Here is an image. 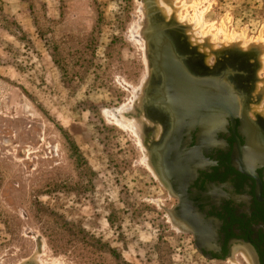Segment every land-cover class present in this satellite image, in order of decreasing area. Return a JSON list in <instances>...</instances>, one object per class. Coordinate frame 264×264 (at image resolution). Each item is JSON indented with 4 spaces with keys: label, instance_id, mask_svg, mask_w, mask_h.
Wrapping results in <instances>:
<instances>
[{
    "label": "rangeland",
    "instance_id": "obj_1",
    "mask_svg": "<svg viewBox=\"0 0 264 264\" xmlns=\"http://www.w3.org/2000/svg\"><path fill=\"white\" fill-rule=\"evenodd\" d=\"M149 4L204 67L244 61L238 100L264 118V0H0V264H252L199 255L147 119L140 138L113 115L139 110Z\"/></svg>",
    "mask_w": 264,
    "mask_h": 264
},
{
    "label": "flooded vegetation",
    "instance_id": "obj_2",
    "mask_svg": "<svg viewBox=\"0 0 264 264\" xmlns=\"http://www.w3.org/2000/svg\"><path fill=\"white\" fill-rule=\"evenodd\" d=\"M196 62L208 70L194 57L189 64ZM190 109L172 113L171 129L155 113L149 116L154 126L147 127L152 147L162 155L159 178L176 202L171 214L192 235L201 257L225 262L245 253L252 264H264V142L256 140L264 128L247 117L245 105L231 112L232 119L223 114L226 107L219 123L214 117L201 123L200 114ZM155 123L163 125L158 139Z\"/></svg>",
    "mask_w": 264,
    "mask_h": 264
},
{
    "label": "water",
    "instance_id": "obj_3",
    "mask_svg": "<svg viewBox=\"0 0 264 264\" xmlns=\"http://www.w3.org/2000/svg\"><path fill=\"white\" fill-rule=\"evenodd\" d=\"M148 8H151V4H149ZM147 16V24L145 27V29H148L147 35L148 31H150L149 33H154L153 35L158 33L162 36V42L159 44H155L153 38H151L150 42L152 52L155 51L162 62L155 64L156 61L153 63L150 57L149 59L154 69L159 66L160 69L158 72L164 78L167 91H170L171 94L176 96L181 95L182 97L180 96V100L177 101H180L179 103L184 108H194L196 110L195 112H198L201 116V123L203 121L207 122V119L213 117L217 118L222 114V111H227L226 107L227 109L229 108L230 118L235 117L236 115H232L231 112L236 109V100L234 97L236 98L238 93L232 88L229 78L230 76L238 78L235 70L229 68L231 70L230 73L223 69L222 74L218 77H200L193 74L187 66V63L192 58L186 54H180L181 51H184L182 48L185 46L179 32L180 30L177 27L175 29V27L162 23L163 18L158 12H154L153 16L148 13ZM154 17L157 18V21ZM156 24L160 26L161 30H157L159 27L157 28ZM32 263L29 261L26 264Z\"/></svg>",
    "mask_w": 264,
    "mask_h": 264
},
{
    "label": "bare ground",
    "instance_id": "obj_4",
    "mask_svg": "<svg viewBox=\"0 0 264 264\" xmlns=\"http://www.w3.org/2000/svg\"><path fill=\"white\" fill-rule=\"evenodd\" d=\"M178 1V0H177ZM160 2L162 3V0H160ZM162 5V4H161ZM175 5V4H174ZM163 7H164V4L162 5ZM162 7V8H163ZM166 8V7H165ZM142 10V9H141ZM149 15H151V16H153L154 15V12H153V7H151V8H149ZM169 10H170V8H169ZM178 10H180V9H178ZM177 11V10H176ZM168 12V11H167ZM166 12V13H167ZM179 15V14H178ZM201 16H202V14H201ZM178 17V16H177ZM179 17H180V15H179ZM178 17V18H179ZM202 18V17H201ZM154 19H156V21H157V18H155L154 17ZM184 21V20H183ZM183 21H181V22H183ZM193 22V21H192ZM197 22V21H196ZM197 24V23H196ZM157 25V24H156ZM200 26H201V24H199ZM194 27H195V24L193 25ZM151 27V26H150ZM159 27V28H158ZM163 27V26H162ZM161 27V28H162ZM193 27V28H194ZM202 27L203 26H201V28L199 29V30H195L194 29V31L191 29V33H194L195 32V34L196 33H200L199 31H201V29H202ZM157 30H161L160 29V26L159 25H157ZM227 29V28H226ZM147 30L148 29H146V33H145V35H146V37H147V40H148V44H149V57L152 59V61H153V63H155L154 61H156V63L155 64H160L159 62H162V61H160V59H159V55H157L156 53H155V51L154 52H152V48H151V38H153V40H154V42H155V44H159L160 42H162V36L160 35V34H155V35H153L154 33H149L150 31H148V35H147ZM151 30V29H150ZM210 32V31H209ZM220 34V33H219ZM208 36V35H207ZM192 38H194L193 36H192ZM213 37H211V36H209V39H212ZM244 38V37H243ZM194 39H196V38H194ZM202 39V38H201ZM201 39H200V41H201ZM238 39V38H237ZM150 40V41H149ZM197 40V39H196ZM203 40V39H202ZM215 40V39H214ZM235 40V39H234ZM199 41V40H198ZM199 41V42H200ZM228 41V40H227ZM262 41V40H261ZM260 41V42H261ZM237 42V41H236ZM241 42H243V41H241ZM152 43H153V41H152ZM241 44V43H240ZM260 44H263V42H261ZM264 46V45H263ZM264 49V47H262V50ZM184 51H181V53L180 54H184L185 53V49H183ZM263 52H264V50H263ZM159 54V53H158ZM264 56V55H263ZM262 59V58H261ZM165 60V59H164ZM194 62V61H193ZM190 63V62H189ZM189 63H187L188 65V68H189V70L193 73V74H195V75H198V76H200V77H202V76H205V77H218L220 74H222V69L224 68L226 71H228L229 72V68H232V69H234V70H236L235 69V67L237 66V65H234V64H236V63H227V64H225V66L221 69V70H207V71H204L203 69H201V67H200V65H199V63H197L196 62V64H194V66H192V65H189ZM193 64V63H192ZM244 64V63H243ZM243 64H241V65H243ZM151 67H153V65H152V63H151V65H150ZM240 66V65H239ZM247 66V65H246ZM150 67V71H149V76H147V79H146V84H145V86H144V88L143 89H137L136 91H135V93L134 94H136V98H135V101H136V103H137V105H136V107L137 108H139V110H141V112L143 113V115H142V113H138V111L139 110H136V108H128V109H126V107L124 108V106H123V108L125 109V110H121V109H123V108H121L120 109V112L118 111V113H116V114H113L114 115V117L117 119V122H118V124L121 126V127H129L134 133H136L137 134V136H140V138H142V135H144V133H143V131H144V122L143 121H146V119H147V121H148V124L150 125V124H152V123H154V122H152V121H150V118H149V116L152 114V113H155V114H158L159 116H161L162 117V119L166 122V127H168L169 129H171V127L175 124H173V122H172V117H173V115H172V113H174V114H178L181 110H183V111H190V112H192V110L189 108L188 110H185V108L179 103L180 101H177V100H180V96L181 95H178V96H176V95H174V94H171V92L170 91H167V89H166V87H165V83H164V78L162 77V75L160 74V72H158V70L160 69L159 68V66L158 67H156L155 69H154V67H153V69ZM238 68V67H237ZM229 69V70H228ZM245 69V68H244ZM250 69V68H249ZM195 70L197 71V72H195ZM230 73H231V71H230ZM239 75H241L240 73H239ZM245 75V74H244ZM243 75V76H244ZM246 78V80L243 78H237V77H229L230 78V80H231V78H233V80L231 81V86H232V88L234 89V90H236L237 92H238V94H237V96H236V98L234 97V99L236 100V109L235 110H233V113L234 114H236L237 113V108H240V112H241V110H242V108H243V102H241V101H239L238 100V95H239V91H238V89H240V90H242V92H245V95L247 94L248 95V98H249V100L251 99V97H250V94L252 93V90H251V87H249L248 85H247V87H246V89L245 90H243L244 89V86L243 85H241L239 82H241V80L242 81H245V82H247V76H245ZM155 81V82H154ZM245 82H243V83H245ZM152 83H154V85H152ZM150 85H152L151 86V88H150V90L148 89L149 88V86ZM235 85H237L236 87H235ZM263 86V85H262ZM142 88V87H141ZM139 90V91H138ZM242 96V95H241ZM182 97V96H181ZM134 98V97H133ZM134 101V102H135ZM245 104H246V100H245V102H244ZM134 104V103H133ZM132 104V105H133ZM238 104V105H237ZM240 106V107H239ZM210 110V109H209ZM208 110V111H209ZM117 111V110H116ZM146 112V113H145ZM264 113V112H263ZM224 115L226 114L227 116H229L230 115V113L229 112H224L223 113ZM223 114L221 115V116H223ZM153 115V114H152ZM220 116V117H221ZM147 117V118H146ZM155 117V116H154ZM178 117V116H177ZM219 116L217 117V118H214V119H216V121L219 123V121L218 120H220L219 118H220ZM146 118V119H145ZM176 118V117H175ZM259 118V117H258ZM178 119V118H177ZM154 120V119H153ZM176 120V119H175ZM157 121V120H156ZM175 122V121H174ZM216 122V123H217ZM157 126H158V130H161V128H162V124H160V123H155ZM165 124V123H164ZM210 124V123H209ZM258 124L259 125H261L260 127L261 128H264V118L263 119H258ZM153 125V124H152ZM145 126H146V124H145ZM154 126V125H153ZM147 127H149V126H147ZM161 127V128H160ZM175 127V126H174ZM173 127V128H174ZM153 128V127H152ZM129 129V130H130ZM148 129V128H147ZM149 132V131H148ZM155 132V131H154ZM160 132V131H159ZM163 133V132H162ZM158 134H160V133H158ZM144 137V136H143ZM139 138V137H138ZM144 139V138H143ZM155 139H156V137H155ZM256 140H259V141H263L264 142V131H262V130H260V132H258V134H257V136H256ZM148 143H150V142H148ZM256 143V142H255ZM147 146V145H146ZM152 146H154L152 143H151V146H150V144H149V146H147V148H149V151H150V160H152V163H151V165L154 167H156V172H157V174H158V176L159 177H162V172H163V170H161V168H160V166H159V164H160V148L159 149H157V150H154V148L152 147ZM257 146H259V145H257ZM156 147V146H155ZM163 147H164V145H163ZM148 151V150H147ZM156 152V153H155ZM161 157H162V155H161ZM147 159V158H146ZM162 160V159H161ZM162 164V163H161ZM162 166V165H161ZM154 167V168H155ZM157 169H158V171H157ZM179 228H180V225H179ZM180 230H181V228H180ZM249 258V257H248ZM34 259L35 260H32L31 262H33L32 264H34V261L35 262H38V257L35 255V257H34ZM248 260V259H247ZM41 262V261H40ZM40 262H38V263H40ZM44 263V262H43ZM36 264V263H35Z\"/></svg>",
    "mask_w": 264,
    "mask_h": 264
}]
</instances>
